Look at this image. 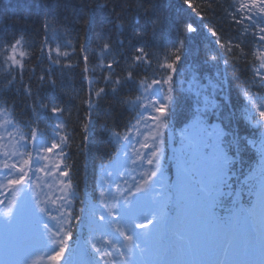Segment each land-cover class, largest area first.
Here are the masks:
<instances>
[{
  "label": "trees",
  "instance_id": "16d2710c",
  "mask_svg": "<svg viewBox=\"0 0 264 264\" xmlns=\"http://www.w3.org/2000/svg\"><path fill=\"white\" fill-rule=\"evenodd\" d=\"M261 13L235 0H0V110L27 132L65 138L75 228L84 201L97 202L100 170L135 120L144 84L171 82L170 125L187 122L215 88L230 96L231 150L242 174L252 168L246 96L254 82L262 90ZM16 44L24 56L11 67Z\"/></svg>",
  "mask_w": 264,
  "mask_h": 264
},
{
  "label": "rangeland",
  "instance_id": "374dc122",
  "mask_svg": "<svg viewBox=\"0 0 264 264\" xmlns=\"http://www.w3.org/2000/svg\"><path fill=\"white\" fill-rule=\"evenodd\" d=\"M235 2L257 17L261 11L264 18V0ZM23 56L22 46L16 44L8 50V64L19 67ZM257 76L262 92L249 98L248 109L253 118L258 117L264 133V50ZM170 86L169 80L144 84L132 105L139 113L138 119L129 132L115 137L119 154L101 170L99 204L86 213L91 248L101 253V264H168L169 259L171 264H264V134L262 174L256 179L257 195L251 208L233 214L229 225L218 223L213 216V226L207 222L201 226L200 208L215 205L216 199L222 198L218 196L225 194L221 192L226 182L224 157L208 158V164L214 165L211 170L202 165V157L207 160L205 146L212 154L208 144L215 135L214 127L203 120L205 105L198 108V119L188 130H168L165 109L170 102ZM7 118L0 110V209L4 207L7 212L4 221L0 220V264H67L74 253L76 261L85 260L84 248L69 246L72 190L55 146L60 136L43 143L34 135L28 156L17 133L9 129ZM166 136L176 153L178 166L173 168V174L170 165H166ZM178 139L186 144L182 151L202 156L201 161L194 157L192 172L199 179L196 183L203 188L207 202L194 201L191 196L187 179L190 157L185 161L180 156L182 151L176 150ZM216 169L219 175L212 176ZM26 211L30 214L25 218L14 215ZM51 213L54 220L48 222L46 216ZM165 220L167 230H161ZM164 238L182 241L179 244L184 249L167 240L171 245L168 249ZM129 244L135 250V259L128 256L132 250L123 247ZM213 244L219 245L217 249L211 248Z\"/></svg>",
  "mask_w": 264,
  "mask_h": 264
},
{
  "label": "bare ground",
  "instance_id": "6f19581e",
  "mask_svg": "<svg viewBox=\"0 0 264 264\" xmlns=\"http://www.w3.org/2000/svg\"><path fill=\"white\" fill-rule=\"evenodd\" d=\"M258 40H259V47H260V49H258L259 50L258 58L260 59V62H257V65L254 68L255 78L259 72V68L261 65L262 51L264 50V34H261ZM258 92L259 90L254 82L253 87L250 89V91L248 92L246 96V101H247L248 106H250L249 98L256 97ZM219 93H220V89L215 88L210 93V95L203 97L205 99V101L203 102H205V106H206V108L204 109L203 117H205V119H209L210 117H213V120L216 123H218V125L215 128V143L222 144L224 147H227V148H231V144H236V143H233L234 138L232 139V132H236L237 129L232 126V122L230 120L231 118L229 117V114H228L229 112L228 108L224 107L227 101L231 99V97L230 96L225 97L223 95H219ZM218 97H220L219 100H217ZM212 104L217 105V107L221 108L220 110L222 114V121L220 120V116L214 115L215 110L212 109V106H213ZM192 115L195 119H198L196 110L194 111ZM247 118H248V122L250 123L251 129L248 128V131L245 132V135L251 137L248 140L250 142H253L258 137V134L260 133V131L263 129V125L258 121V117L256 119L253 118V113L249 112ZM192 122L193 121L191 120H188L187 122L183 121V123L180 125H169L167 128L171 132H176L179 130H188L191 127ZM64 141H65V138L61 137L60 143L63 144V146H64ZM250 145L252 147L254 146V144H250ZM111 163L112 161L107 163L104 167L110 166ZM65 170H66V173L68 174L69 171H68L66 164H65ZM100 183H101V180L98 181V189H99Z\"/></svg>",
  "mask_w": 264,
  "mask_h": 264
}]
</instances>
